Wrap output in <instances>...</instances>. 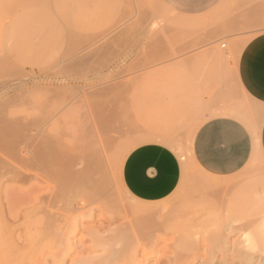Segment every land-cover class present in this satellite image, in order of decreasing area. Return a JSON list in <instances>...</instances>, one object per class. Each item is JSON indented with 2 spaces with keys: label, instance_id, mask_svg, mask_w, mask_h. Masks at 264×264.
<instances>
[{
  "label": "rangeland",
  "instance_id": "374dc122",
  "mask_svg": "<svg viewBox=\"0 0 264 264\" xmlns=\"http://www.w3.org/2000/svg\"><path fill=\"white\" fill-rule=\"evenodd\" d=\"M59 1L0 0V111L5 113L0 118L24 125L22 135L51 120L45 126L51 133L72 144L79 138L85 142L95 132L99 98L101 105L111 95L102 87L110 84L123 90L116 101L120 117L107 132L102 129L114 138L110 159L102 161V172L90 176L91 181L83 163L84 142H78L76 191L82 197L75 196L82 201L69 219L60 202L49 201L51 193L60 191L56 179L41 180L25 170L15 183L10 175H0V238L8 236V243H0V264H72L79 252L105 258L112 250L125 253L119 264L131 261L134 251L141 258L143 250L167 252L171 260L165 257L158 264H264V239L252 244L263 229L264 156L255 151L241 171L214 177L197 168L190 148L197 126L210 116L228 114V109L258 134L264 107L242 91L237 65L247 42L264 32V0H221L194 17L178 14L162 0ZM21 14L25 23L16 21L17 16L23 19ZM35 16L41 21L32 22ZM140 139L169 146L180 160L183 151L181 182L161 201L136 199L123 186V161L119 168L115 159ZM7 158L0 157V166L12 167ZM220 178L229 181L223 190L204 185ZM151 204L162 206L158 219L155 214L151 218L155 223L134 224L130 208ZM122 233L129 235L127 241ZM63 237L71 238L76 248L67 260L55 258L63 254ZM155 263L150 259L149 264Z\"/></svg>",
  "mask_w": 264,
  "mask_h": 264
},
{
  "label": "bare ground",
  "instance_id": "6f19581e",
  "mask_svg": "<svg viewBox=\"0 0 264 264\" xmlns=\"http://www.w3.org/2000/svg\"><path fill=\"white\" fill-rule=\"evenodd\" d=\"M61 1V0H60ZM59 1V2H60ZM1 2H2V0H1ZM51 2V1H50ZM72 2V1H71ZM33 4V3H32ZM57 4V3H56ZM28 5H31V4H28ZM36 5V4H35ZM16 6V5H15ZM25 6H26V4H25ZM10 7V6H9ZM29 7V6H28ZM31 8H32V11H34V10H36L37 9V7L35 6L34 7V5L33 6H30ZM29 7V8H30ZM35 8V9H34ZM51 8V7H50ZM56 8H57V6H56ZM55 8V9H56ZM79 8V7H78ZM1 9V8H0ZM34 9V10H33ZM1 10H3V9H1ZM22 10V9H21ZM47 10V9H46ZM63 10V9H62ZM57 11V10H56ZM82 10L80 9V12H81ZM30 12H31V10H30ZM44 14V13H43ZM49 14V13H48ZM59 14V13H58ZM15 15V14H14ZM4 16H5V14H4ZM8 16V15H7ZM10 16V15H9ZM31 16V15H30ZM29 16V17H30ZM29 17L27 18V19H29ZM34 17V16H33ZM32 17V18H33ZM52 17V16H51ZM20 18H23L22 17V14H21V17ZM2 19V18H1ZM10 19H12V17L10 18ZM24 19V18H23ZM23 19H19L18 18V16H17V22H19L18 20H21V21H24V23H25V19L23 20ZM31 19V18H30ZM52 19H54V18H52ZM36 20H38V21H41V19H37L36 18V16H35V20H32V22H35ZM60 20V19H59ZM80 20V19H79ZM12 21V20H11ZM11 21H10V23H11ZM15 21V22H16ZM21 21H20V23H21ZM27 21V20H26ZM72 21V20H71ZM28 22V21H27ZM31 22V23H32ZM50 22V21H49ZM2 23V22H1ZM23 23V22H22ZM30 23V24H31ZM55 23V22H54ZM28 24V23H27ZM11 25H13V24H11ZM95 89V88H94ZM104 89V91L106 90H109L110 91V93L109 94H111L109 97H107V98H104V99H102L101 100V105H99L100 104V99L101 98H99V101H98V103L97 102H95V103H97V105L99 106H97V108H96V106L95 105H93V106H95L94 108H96V111H95V113L96 114H93L94 113V109L93 110H91V111H93V118H94V120L95 121H93L94 122V130H95V132H94V134L92 135V137H90L91 135H89L88 134V136H86L87 138H85V142H84V145L82 146L83 148L85 147L86 149H87V147H88V149L86 150L87 151V153H86V151H85V148L83 149L84 151L82 152V155L84 156L83 157V163H84V167H85V171H86V173H87V176H89L87 179L89 180V179H91L92 180V177L90 178V176H93V174H98V173H101L102 172V168H103V164H102V161L104 162V159L105 160H109L110 159V144L113 142V140H114V138H112L110 135L108 136V134L106 133L108 130H107V128H112V126L115 124V122L117 123L118 122V120H119V117H120V113H119V111H118V109H117V105H116V101H117V97H119V95L122 93V91L123 90H117L116 91V89H117V85H114V84H110V85H107V86H104V87H102V90ZM78 94V93H77ZM74 97V96H73ZM75 97H76V95H75ZM74 97V98H75ZM79 100V99H78ZM69 102V101H68ZM75 102H76V99H75ZM78 102H80V101H77L75 104H77ZM70 103V102H69ZM95 103H93V104H95ZM80 104H81V102H80ZM92 104V103H91ZM69 105V104H68ZM77 106V105H76ZM75 106V107H76ZM78 106H80V105H78ZM73 107H74V105H73ZM81 107V106H80ZM1 108V107H0ZM78 108V107H77ZM67 110L68 109H70V108H68V106H67V108H66ZM88 109V108H87ZM66 110V111H67ZM71 110V109H70ZM77 111H78V109H76ZM81 110V109H80ZM84 111V110H83ZM0 112H2V113H4V111H0ZM52 112V111H51ZM56 112V111H55ZM55 112L54 113H52V114H54L55 115ZM57 112H60V111H57ZM61 112H63V111H61ZM71 112V111H70ZM226 112H229V113H235V111H230V110H228V111H226ZM50 113V112H49ZM48 113V114H49ZM68 113V112H67ZM5 114V113H4ZM52 114H51V116L49 115V117H48V119L50 118V117H52ZM60 113H58L57 114V117H58V115H59ZM62 114H65L66 115V113H62ZM85 114V113H84ZM95 115V116H94ZM48 116V115H47ZM59 116H61V115H59ZM64 116V115H63ZM5 117V116H4ZM45 117H46V115H45ZM55 117H56V115H55ZM54 117V118H55ZM66 117V116H65ZM82 118H83V116H82ZM42 119H44L43 117H42ZM59 118H56V119H54L55 120V122L58 120ZM12 120H13V118H12ZM84 120H85V118H84ZM17 121V120H16ZM48 122H50V123H52L51 122V120H43V121H41V122H39L38 124H37V127L35 128V131H34V129H32V131H34V132H30V128H29V133H27V131L26 132H24V135H22L23 133V131H24V129H23V127H24V125L22 126L21 125V123H17V122H14V120H13V122H11V121H7V120H5L4 118H0V157H3V154L4 155H6V156H8V158L7 159H12L13 161L11 162V160L10 161H8V162H11V164L10 165H12V167H5V166H0V175H2V177L3 176H5V175H10L9 176V179L10 180H12V181H17L18 179H20L19 178V173L21 174V172L23 171V172H26V171H29V172H34V174L37 176V178H39V179H41V180H46V179H52V178H54V179H56L57 181H58V183H59V185H60V191L58 190V191H55V192H53V193H51L50 194V197H49V201L50 202H60L59 204L61 205V207H59V209L60 210H63L65 213V216H66V219H69L68 218V215H70L69 213L73 210V207H74V205H78V203L79 202H81L82 201V199H79L80 197H78V196H81V195H78V193H77V191L76 190H78V189H76L77 188V186H78V177H79V174H80V172H79V174H78V169L76 170V168H75V162H76V159H77V154L75 153V148H77L78 146L77 145H79L82 141L80 140V138H79V141H80V143L78 144V140H77V138L80 136L79 134V136H76L77 138L75 139V140H77V141H75V144H72V143H74V141L73 140H70V141H65L63 138H62V136H60L58 133H51V130H49L47 127H45L46 126V124L48 123ZM23 123V122H22ZM57 123H58V121H57ZM87 124V123H86ZM116 125V124H115ZM25 126H27V125H25ZM91 127H92V125L89 127L90 129H91ZM197 127H199V126H197ZM25 128H27V127H25ZM89 128L87 127V131H89ZM106 128V132H105V134H103V132H102V129L104 130ZM198 129V128H197ZM196 129V130H197ZM85 130V129H84ZM74 132H76V131H74ZM196 132V131H195ZM195 132L193 133V135L191 136V139H190V148H191V154H192V148H193V140H194V135H195ZM85 133V132H84ZM107 134V135H106ZM72 136V135H71ZM75 137V136H74ZM84 137H85V134H84ZM148 137V139H150V137L149 136H147ZM152 138V137H151ZM157 138H159V137H157L156 136V139ZM82 139V138H81ZM144 139V138H143ZM143 139H140L141 141H138L137 143H135V141L136 140H139V139H136L135 141H134V143H132V148L131 149H127L129 152L132 150V149H134L135 147H137L140 143H142L143 142ZM147 139V140H148ZM165 139H166V137H165ZM146 139H144V141H145ZM73 141V142H72ZM167 142V141H166ZM131 143V142H130ZM129 143V144H130ZM82 145V144H81ZM81 145H79V147L81 146ZM174 145V144H173ZM130 146H131V144H130ZM130 146H129V148H130ZM78 147V148H79ZM175 147H176V145H175ZM127 150H125L124 152H123V150H121L122 151V153H121V151H120V155L115 159V160H118V167H119V162H122V161H124L123 160V158L125 159V157L128 155V151ZM80 152V151H79ZM126 152H128V153H126ZM182 152V154H183V151H181ZM181 153H180V156H181V160H182V164H183V168L185 169V167H186V162H185V158H184V156L182 155ZM187 156V155H186ZM82 158V157H81ZM191 158H193V156L191 155ZM3 159H5V161H7L6 160V158H3ZM3 159H2V161H3ZM80 159V158H79ZM121 159H122V161H121ZM193 161H194V158L192 159ZM4 161V162H5ZM7 162V163H8ZM81 162V161H80ZM0 163H1V159H0ZM3 163V162H2ZM13 163V164H12ZM116 163H117V161H116ZM123 164V162L120 164V165H122ZM194 164L195 165H197V163H195L194 162ZM120 167H122V166H120ZM119 167V168H120ZM197 168H199L201 171H203V172H205L200 166H198L197 165ZM26 170V171H25ZM84 171V170H83ZM121 171V170H120ZM186 172H188V171H186ZM121 173V172H120ZM205 173H207V172H205ZM207 174H209V173H207ZM209 175H211V174H209ZM95 176V175H94ZM93 176V177H94ZM214 177H215V175H214ZM218 177H220V176H218ZM36 178V177H35ZM80 178H81V176H80ZM83 178V177H82ZM21 179H22V177H21ZM215 179V178H214ZM213 179V180H214ZM221 179V178H220ZM91 180H89V181H91ZM5 182V181H4ZM20 182V181H19ZM82 182V185H83V181H81ZM85 182V181H84ZM201 182V181H200ZM16 183V182H15ZM88 183V182H87ZM101 183V182H100ZM205 184V186H206V184H208V187L211 189V190H220V189H222V188H225V187H227L228 186V183H229V181H225V180H214V181H210V182H204ZM7 184V183H6ZM80 184V183H79ZM102 184V183H101ZM0 185H1V183H0ZM81 185V186H82ZM4 186V185H3ZM6 186V185H5ZM97 186H99V184H97ZM97 186H96V188H97ZM205 186H203V187H205ZM78 187H80V185L78 186ZM98 190V189H97ZM223 190V189H222ZM80 191V190H79ZM127 191V190H126ZM70 192V193H69ZM128 192V191H127ZM103 193H105V192H103ZM129 193V192H128ZM80 194V193H79ZM75 195H78L77 197L75 196ZM131 195V194H130ZM15 196V195H14ZM13 196V197H14ZM1 197V196H0ZM82 197V196H81ZM12 199V198H11ZM83 203H85V201L83 202ZM120 204V203H119ZM128 206V205H127ZM122 206H120V209H123V208H121ZM161 207L162 206H160L159 204L157 205H153V204H151V205H142V206H135V208H134V206H133V208H130V210H129V208H127V209H125V212L127 213V211H128V213L127 214H129L130 213V211H131V216H132V220L131 221H133L134 222V224H137V222L138 223H140V222H144V223H146V224H151V223H153L154 222V219H153V221H152V219L151 218H154V214L156 215V212L157 211H159L160 209H161ZM75 208V207H74ZM80 209V208H79ZM119 209V208H118ZM75 212V211H74ZM3 213V212H2ZM78 213V212H77ZM161 213V212H160ZM130 214H129V216H130ZM1 215H3V214H1ZM160 215V214H159ZM158 215V216H159ZM84 216H85V213H84ZM157 215L155 216V218L156 217H158ZM166 216H168V214L166 215ZM166 216H163V220H165L164 218H167ZM261 219H262V222H260V223H262V227H263V229H264V213L262 214V216L260 217ZM130 219H131V217H130ZM149 219H151V221L149 220ZM156 219H158V218H156ZM162 219V218H161ZM168 219H169V216H168ZM163 220H162V222H163ZM137 221V222H136ZM147 221V222H146ZM150 221V222H149ZM156 221H158V220H156ZM159 221H160V219H159ZM74 222V221H73ZM144 223H142V224H144ZM155 223V222H154ZM76 226V225H75ZM78 226V225H77ZM78 229V228H77ZM260 230L262 229L261 227L259 228ZM261 230V231H263L262 232V234H261V236L259 235L260 233H261V231L259 232V234L257 235V236H255V235H252L253 237H250V238H252L253 240H254V238L255 237H257V239L259 238H261L262 240L264 239L263 237V234H264V230ZM5 231V230H4ZM124 231V230H123ZM135 232H133V234H134ZM123 235H121V234H119V235H121V237H123V238H125L126 236L124 235V233H122ZM132 234V233H131ZM136 234V233H135ZM3 235V234H2ZM1 235V236H2ZM126 235H127V233H126ZM149 235V234H148ZM152 235V234H151ZM61 236V235H60ZM125 236V237H124ZM129 236V235H128ZM128 236H127V238H128ZM7 237L8 236H3V238L4 239H2V237L0 238V243H2V241L3 240H5L6 241V243H8L7 241L8 240H6L7 239ZM115 237H116V235H115ZM120 237V238H121ZM131 238H132V235L130 236ZM6 238V239H5ZM98 238V237H97ZM110 239H112V236H110L109 237ZM114 238V237H113ZM127 238H125L126 239V241H127ZM250 238H249V240H250ZM14 239H15V237H14ZM67 239V240H66ZM62 238V240H61V244H62V246H64V249H63V254L61 255V253H59L61 256H59V254H58V256L56 255L55 256V258L57 257L59 260H67V257L69 256V257H71L72 255V252H74V251H76L75 249L76 248H74L73 247V243H72V241L70 240V239H68V238ZM251 239V241H253ZM256 239V238H255ZM254 240L253 241V243L250 241L249 242V240H247V243L249 242L250 244H249V246L250 245H255V243L254 242H258L259 241V239L258 240ZM109 240V239H108ZM107 240V241H108ZM134 240V239H133ZM119 241V240H118ZM130 241H131V239H130ZM261 241V240H260ZM4 242V241H3ZM17 242V240H13V243H12V245L16 248V250H19L20 249V246H19V244H17L16 243ZM263 242V241H262ZM252 243V244H251ZM3 244V243H2ZM26 244V243H25ZM175 244V243H174ZM179 244V243H178ZM178 244H175V245H177L178 246ZM186 244V243H185ZM260 244H261V242H260ZM253 245L251 246V248L253 247ZM257 246H258V243L256 244ZM3 246V245H2ZM1 246V247H2ZM104 246V245H103ZM174 246V245H173ZM176 246V247H177ZM4 247V246H3ZM23 247V246H22ZM26 247V246H25ZM179 247V246H178ZM177 247V248H178ZM255 247V246H254ZM6 248H8V247H6ZM128 248V250H130V248L129 247H127ZM126 248V249H127ZM256 248V247H255ZM86 249V248H85ZM105 249V248H104ZM132 249V248H131ZM264 249V248H263ZM1 250V249H0ZM22 250V249H21ZM78 250V249H77ZM108 250V249H107ZM118 250V249H117ZM181 250V249H180ZM82 251V250H81ZM85 251V250H84ZM91 251V250H90ZM104 251V250H103ZM114 250H112V251H108V253H107V255L105 256V258H102V257H95V256H92V255H89V254H86V253H81L82 254V256H80V259H82V260H77L79 257H78V255H81L80 254V252H79V254L77 255V254H75V255H77V257H76V259H73L72 260V264L74 263V264H94V260L95 259H97V261H99V259L100 258H102V259H104L103 260V262L101 263V264H119L118 263V261H119V259H120V261L122 262V261H124V260H121V255L123 256V255H125V253H121V251H115V252H113ZM134 251V250H133ZM167 251V250H166ZM259 251V250H258ZM10 252V251H9ZM15 253L17 252V251H14ZM19 252V251H18ZM130 252V251H129ZM161 251H158V252H153L152 251V253H150V252H147V251H145V250H143V253L142 254H140V255H142V257L141 258H139V256H138V254L137 253H135V251H134V253L132 254V256L130 257V259H131V261L128 259V261H127V259H125L126 261H127V263L126 264H149V261H150V259H154L155 261H156V263L155 264H158V263H160V262H162L164 259H165V257L167 258V260L168 259H170V257L169 256H167V252L166 253H164V254H161L160 253ZM13 253V252H12ZM99 253V252H98ZM104 253V252H103ZM132 253V252H131ZM245 253H247V252H245ZM86 254V255H85ZM121 254V255H120ZM128 254V253H127ZM166 254V255H165ZM180 254V253H179ZM247 254H249V255H251L250 253H247ZM246 254V255H247ZM1 255V254H0ZM55 254H53V256H54ZM98 255V254H97ZM131 255V254H130ZM129 255V256H130ZM256 255V254H255ZM8 256V255H7ZM17 257V256H16ZM68 257V258H69ZM126 257H127V255H126ZM177 257H178V255H177ZM176 257V258H177ZM54 258V260H56L57 261V259H55ZM123 258H125V257H123ZM14 259V258H13ZM181 259V258H180ZM17 260V259H16ZM166 260V259H165ZM171 260V259H170ZM177 260V259H176ZM248 260V259H247ZM15 261V260H14ZM81 261V262H80ZM77 262V263H76ZM78 262H80V263H78ZM95 262H96V260H95ZM250 262V261H249ZM12 262H10V264H11ZM18 263V262H17ZM57 263V262H56ZM55 263V264H56ZM59 263V262H58ZM124 263V262H123ZM14 264V263H13ZM45 264H48V263H46L45 262ZM51 264H54V263H51Z\"/></svg>",
  "mask_w": 264,
  "mask_h": 264
},
{
  "label": "crops",
  "instance_id": "0c3cea01",
  "mask_svg": "<svg viewBox=\"0 0 264 264\" xmlns=\"http://www.w3.org/2000/svg\"><path fill=\"white\" fill-rule=\"evenodd\" d=\"M162 1L178 14L194 17L209 12L221 0ZM237 81L242 91L264 107V32L244 46L237 65ZM226 113L210 116L200 124L192 148L194 162L205 172L220 177L241 171L255 151L264 156V118L255 136L234 113ZM182 172V162L172 148L148 141L129 152L120 175L123 186L133 197L156 202L178 188Z\"/></svg>",
  "mask_w": 264,
  "mask_h": 264
},
{
  "label": "built area",
  "instance_id": "2783aa9c",
  "mask_svg": "<svg viewBox=\"0 0 264 264\" xmlns=\"http://www.w3.org/2000/svg\"><path fill=\"white\" fill-rule=\"evenodd\" d=\"M225 45H226L225 43L222 44V46H225Z\"/></svg>",
  "mask_w": 264,
  "mask_h": 264
}]
</instances>
